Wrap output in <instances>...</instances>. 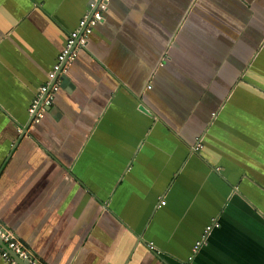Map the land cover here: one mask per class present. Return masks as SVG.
I'll use <instances>...</instances> for the list:
<instances>
[{"label":"crops","instance_id":"1","mask_svg":"<svg viewBox=\"0 0 264 264\" xmlns=\"http://www.w3.org/2000/svg\"><path fill=\"white\" fill-rule=\"evenodd\" d=\"M92 1L0 0V223L44 264H264V0H112L31 126Z\"/></svg>","mask_w":264,"mask_h":264},{"label":"built area","instance_id":"2","mask_svg":"<svg viewBox=\"0 0 264 264\" xmlns=\"http://www.w3.org/2000/svg\"><path fill=\"white\" fill-rule=\"evenodd\" d=\"M112 0H93L89 5V10L80 19L78 26L68 34L65 46L48 73L47 81L39 88L30 107L29 115L31 117V126L41 122L45 114L55 101L58 91L61 88L60 76L66 75L69 67L77 59L81 50L88 46L90 37L101 23L104 21V13L108 10ZM163 65V63H160ZM151 88V86H149ZM203 138H198L194 146V151H199L202 148ZM165 204V202H162ZM219 224L214 220L208 225L202 237L196 242L193 253H198L199 249L205 244L207 237L210 235L213 228ZM150 249L154 250L153 244H150ZM13 253L15 257L11 255ZM0 257L7 264H44L39 258L23 244V242L9 228L0 223ZM18 259V260H17Z\"/></svg>","mask_w":264,"mask_h":264},{"label":"water","instance_id":"3","mask_svg":"<svg viewBox=\"0 0 264 264\" xmlns=\"http://www.w3.org/2000/svg\"><path fill=\"white\" fill-rule=\"evenodd\" d=\"M60 79H61V81H62V83H61V86H64V85H66L67 83H69V77L67 76V75H63V76H60L59 77ZM142 109L143 110H146V108L144 107V106H142ZM28 128V127H27ZM11 255L13 256V257H15V255L13 254V253H11ZM16 258V257H15ZM18 260V259H17ZM21 264H23L22 263V261H20V260H18Z\"/></svg>","mask_w":264,"mask_h":264}]
</instances>
